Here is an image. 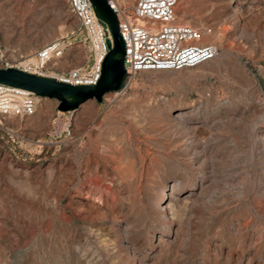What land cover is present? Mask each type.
<instances>
[{
	"label": "rangeland",
	"instance_id": "1",
	"mask_svg": "<svg viewBox=\"0 0 264 264\" xmlns=\"http://www.w3.org/2000/svg\"><path fill=\"white\" fill-rule=\"evenodd\" d=\"M178 13L215 60L0 119V264H264V0ZM85 38L68 0H0V69Z\"/></svg>",
	"mask_w": 264,
	"mask_h": 264
},
{
	"label": "built area",
	"instance_id": "2",
	"mask_svg": "<svg viewBox=\"0 0 264 264\" xmlns=\"http://www.w3.org/2000/svg\"><path fill=\"white\" fill-rule=\"evenodd\" d=\"M71 13L79 21V30L86 32L89 50L85 62L63 74L55 75L49 63L62 59L66 46L57 40L29 57H21L3 69L17 68L41 77H53L60 82L96 85L101 77L102 63L110 53L107 42L112 40L90 0H68ZM181 0H137L127 10L109 0L119 19V31L125 42L127 79L148 71L196 69L215 60L219 49L205 43L212 29H202L179 19ZM42 99L31 91L0 84V119L30 118L37 114Z\"/></svg>",
	"mask_w": 264,
	"mask_h": 264
},
{
	"label": "water",
	"instance_id": "3",
	"mask_svg": "<svg viewBox=\"0 0 264 264\" xmlns=\"http://www.w3.org/2000/svg\"><path fill=\"white\" fill-rule=\"evenodd\" d=\"M90 2L112 37V40L107 42L110 53L102 63L101 77L96 85L74 86L53 77H41L13 67L0 69V84L31 91L41 99L56 100L59 102V111L63 113L76 111L89 101L101 103L106 95L121 91L128 75L125 65L126 48L119 31L118 15L111 8L109 0Z\"/></svg>",
	"mask_w": 264,
	"mask_h": 264
},
{
	"label": "crops",
	"instance_id": "4",
	"mask_svg": "<svg viewBox=\"0 0 264 264\" xmlns=\"http://www.w3.org/2000/svg\"><path fill=\"white\" fill-rule=\"evenodd\" d=\"M63 41L64 45L66 46L64 55L62 57V59H59L57 61H52L51 63H49L48 67L51 73L55 74V75H60L63 74V72H67L70 69H66L65 65L68 67H76L75 65H77L78 63V59L76 57V55H74V48L69 46V44L66 43V40H61ZM23 56H14V59L12 60L13 63H16L17 61L20 60V58ZM11 62V63H12Z\"/></svg>",
	"mask_w": 264,
	"mask_h": 264
},
{
	"label": "bare ground",
	"instance_id": "5",
	"mask_svg": "<svg viewBox=\"0 0 264 264\" xmlns=\"http://www.w3.org/2000/svg\"><path fill=\"white\" fill-rule=\"evenodd\" d=\"M121 5V4H120Z\"/></svg>",
	"mask_w": 264,
	"mask_h": 264
}]
</instances>
